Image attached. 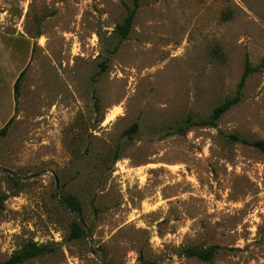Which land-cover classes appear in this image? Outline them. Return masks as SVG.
<instances>
[{"label": "rangeland", "instance_id": "1", "mask_svg": "<svg viewBox=\"0 0 264 264\" xmlns=\"http://www.w3.org/2000/svg\"><path fill=\"white\" fill-rule=\"evenodd\" d=\"M132 6L0 0V80L25 69L0 167L52 169L91 233L70 236L51 172L0 169V261L33 240L47 251L23 264H102L91 246L108 264H264V152L229 138H264V0H141L109 53ZM246 57L242 100L188 124L235 94Z\"/></svg>", "mask_w": 264, "mask_h": 264}, {"label": "trees", "instance_id": "2", "mask_svg": "<svg viewBox=\"0 0 264 264\" xmlns=\"http://www.w3.org/2000/svg\"><path fill=\"white\" fill-rule=\"evenodd\" d=\"M140 2L141 0H133V6L128 10L127 15L124 17L123 21L118 23L114 29V34L116 37V44L113 46V48H110L108 50L109 53L114 52L117 47L120 45V43L126 39L133 27V20L135 17V14L140 7ZM109 59V55L106 56L105 60L101 63L102 69L106 67V61ZM255 70V68L252 66V64L249 61V58L246 57L245 59V64H244V71L242 73V76L240 78V81L238 82L237 89L235 94L230 97L225 99L223 102L218 104L217 106L214 107L212 113L208 118H203L200 120H192L190 117H188L187 123H198L202 125H215L217 120L225 113L227 112L233 105L236 103L240 102L243 98V89L245 86V82L247 77ZM25 69H23L18 77L16 78L14 82V97L15 100L18 97L19 94V89H20V83L22 76L24 74ZM13 118V117H12ZM10 118L5 125H3L0 128V136L5 135L7 133L8 127L10 125V122L12 120ZM139 124L138 122L133 123L129 128L126 129L125 133L132 136L134 133L138 131ZM181 131H184L181 127H179ZM229 138L232 140H239L244 143H247L251 146H254L261 151L264 152V138L260 139H255V140H247L245 138H241L237 134H230ZM116 157L115 159H117ZM63 201L66 204V206L81 214V205L79 200L72 194L66 195L63 197ZM85 233L80 221L77 219V217H73V220L70 225V236L72 238H80L83 236ZM47 251V248L45 246L38 245L36 242L33 240L28 241L22 248L21 250L13 253L8 259L0 261V264H23L25 261L42 255ZM217 251V246H211L206 249H201L196 246L188 247L185 249V253L188 256H196L201 260H210L213 258L214 254Z\"/></svg>", "mask_w": 264, "mask_h": 264}, {"label": "water", "instance_id": "3", "mask_svg": "<svg viewBox=\"0 0 264 264\" xmlns=\"http://www.w3.org/2000/svg\"><path fill=\"white\" fill-rule=\"evenodd\" d=\"M0 169L10 173L11 175L15 176L16 178L18 179H31L35 176H40L43 172H51L55 178V182H56V190H55V199L69 212L71 213L72 215H74L75 217H77V219L80 221L81 225L83 226V228H85V230L87 231V234L88 236H91V233L86 225V223L84 222V220L82 219V216L80 213L78 212H75L71 209H69L66 204L64 203V201L60 198L59 196V181H58V178L56 176V173L52 170V169H46V170H43L41 171L40 173L38 174H35V175H30V176H20L18 173H16L15 171L13 170H10V169H6V168H1ZM91 251L92 253L96 256V258L102 263V264H108L99 254H97L95 252V250L93 249V247L91 246Z\"/></svg>", "mask_w": 264, "mask_h": 264}, {"label": "crops", "instance_id": "4", "mask_svg": "<svg viewBox=\"0 0 264 264\" xmlns=\"http://www.w3.org/2000/svg\"><path fill=\"white\" fill-rule=\"evenodd\" d=\"M9 79H10L9 76L8 77L6 76L5 79L3 78L2 80H0V118L2 119V123L0 127L8 121V119L10 118L13 112V97H12L13 92L12 90L14 91V84H12ZM5 89L8 90V93L10 94V107L8 108V110H7V105H6V97L4 95V93L6 92Z\"/></svg>", "mask_w": 264, "mask_h": 264}]
</instances>
